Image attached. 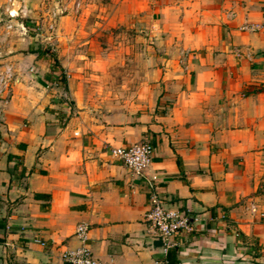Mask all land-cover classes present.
<instances>
[{
	"label": "crops",
	"instance_id": "crops-1",
	"mask_svg": "<svg viewBox=\"0 0 264 264\" xmlns=\"http://www.w3.org/2000/svg\"><path fill=\"white\" fill-rule=\"evenodd\" d=\"M115 4L145 35L120 50L119 68L98 66L122 75L109 113L82 108L63 33L52 53L0 18V63L13 67L0 112V264H63L79 223L101 264H264V0ZM144 141L163 205L198 217L166 252L144 223V179L110 153Z\"/></svg>",
	"mask_w": 264,
	"mask_h": 264
},
{
	"label": "rangeland",
	"instance_id": "rangeland-1",
	"mask_svg": "<svg viewBox=\"0 0 264 264\" xmlns=\"http://www.w3.org/2000/svg\"><path fill=\"white\" fill-rule=\"evenodd\" d=\"M75 2L80 4L77 12L73 8ZM116 2L118 0H0V18L4 23L7 10H13L14 20L33 34L37 23H52L53 29L49 33L34 34L37 41H43V49L55 53L59 49L57 37L63 33L66 37L65 58L74 54L68 61L69 75L73 76L77 88L81 86L79 93L85 102L81 104L82 108L109 113L116 107L105 104L110 101L107 99L110 97L108 88L118 89L122 75L113 69L100 74L98 66L119 68L120 50L126 47L135 50L136 46H141L138 41L145 35V30L137 28L133 22H121L120 13L124 10H120ZM95 60H98L96 64ZM127 64H131V60Z\"/></svg>",
	"mask_w": 264,
	"mask_h": 264
},
{
	"label": "built area",
	"instance_id": "built-area-1",
	"mask_svg": "<svg viewBox=\"0 0 264 264\" xmlns=\"http://www.w3.org/2000/svg\"><path fill=\"white\" fill-rule=\"evenodd\" d=\"M11 1V0H7ZM75 12L80 8L79 2L73 4ZM65 12V10L63 11ZM7 21L16 18V14L13 10H7ZM20 30L26 32V29L20 25ZM12 28L10 24L5 26L8 31ZM258 26L244 25L241 30L252 31L257 30ZM34 34L39 35L43 32L49 33L53 29L52 23L47 25L36 24L34 26ZM190 56L187 51H179L178 63L185 64V60ZM185 67V66H184ZM13 78V67L10 64L0 63V112L6 107L11 98L10 84ZM153 148L147 141L129 144L114 148L110 151L111 156L115 161L123 167L127 173L136 179H144L148 189L149 195L146 203V211L144 213V223L148 228L149 234L160 242L163 251H168L177 247L178 242L176 236L180 231L189 229V222L197 221L198 217L191 218L189 211L176 210L166 208L163 205L158 193H157V178L155 176L147 179L144 176V171L150 163ZM88 226L84 223H79L75 226L74 236L76 237L79 245L78 247L64 251L61 255L63 264H101L95 259L87 243L88 240ZM155 264H171L168 260L163 259L157 261Z\"/></svg>",
	"mask_w": 264,
	"mask_h": 264
}]
</instances>
